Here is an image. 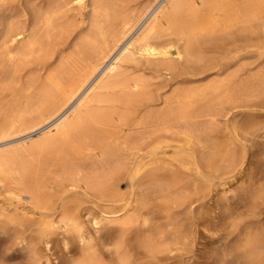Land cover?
<instances>
[{
    "label": "bare ground",
    "instance_id": "obj_1",
    "mask_svg": "<svg viewBox=\"0 0 264 264\" xmlns=\"http://www.w3.org/2000/svg\"><path fill=\"white\" fill-rule=\"evenodd\" d=\"M261 108L264 0H0L6 249L26 251L16 264H53L55 240L66 264H180L207 230L196 202L264 136ZM261 175L221 264H264Z\"/></svg>",
    "mask_w": 264,
    "mask_h": 264
},
{
    "label": "rangeland",
    "instance_id": "obj_2",
    "mask_svg": "<svg viewBox=\"0 0 264 264\" xmlns=\"http://www.w3.org/2000/svg\"><path fill=\"white\" fill-rule=\"evenodd\" d=\"M210 55L217 57L218 53L211 51ZM253 60L254 58H244L243 63H250ZM248 109V106H241L238 112L242 110L244 112H241L239 117L246 115ZM258 113L264 118V108L259 109ZM248 150L242 172L234 178H226L222 184H216L205 198H200L196 202V206L203 204L206 207L207 230L200 227V235L194 250L181 258L180 264H221L218 262L216 250L220 245H223L224 241L232 242L238 236L239 231L233 229L234 221L245 222L252 218L247 190L252 187L251 184L254 181L257 184L263 178L261 174L264 173V136H260ZM259 177L261 180L258 179ZM260 217L264 221V204L261 205ZM9 235L7 232L0 231V258L5 257L7 264H16L24 260L27 254L20 245L6 249V242L11 237ZM69 247H73V244H70ZM67 250L63 248L59 240H55L50 250L52 263L66 264L69 256ZM229 264L246 263L241 261Z\"/></svg>",
    "mask_w": 264,
    "mask_h": 264
}]
</instances>
